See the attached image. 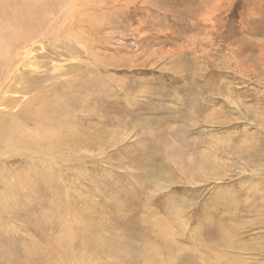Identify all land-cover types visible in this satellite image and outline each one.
I'll list each match as a JSON object with an SVG mask.
<instances>
[{
  "label": "rangeland",
  "instance_id": "rangeland-1",
  "mask_svg": "<svg viewBox=\"0 0 264 264\" xmlns=\"http://www.w3.org/2000/svg\"><path fill=\"white\" fill-rule=\"evenodd\" d=\"M81 7L87 43L22 69L48 79L12 112L61 107L41 110L46 138L0 153V264L79 232L70 264H264V0Z\"/></svg>",
  "mask_w": 264,
  "mask_h": 264
},
{
  "label": "bare ground",
  "instance_id": "bare-ground-1",
  "mask_svg": "<svg viewBox=\"0 0 264 264\" xmlns=\"http://www.w3.org/2000/svg\"><path fill=\"white\" fill-rule=\"evenodd\" d=\"M84 2L85 0H0V7L6 9L0 17V106L5 104V108L10 110H0L1 154L15 156L16 151L21 150V145L46 138L47 136L42 133L52 130L51 123L55 121V118L42 116L41 110L59 108L61 105L49 94L40 98L34 96V99H28L29 102L40 101V110H30L24 107L18 113L12 112L22 96L37 90L48 79V77L38 76L37 81L33 78L25 79L22 69L27 66V63H30L29 68L34 67L33 69L50 63L52 55L73 56L77 51L74 39L84 44L87 43L80 38L89 29L88 21L83 18L85 13L79 11L83 8L81 6ZM46 41L51 45L50 53L48 51V53H42L29 59V56L37 51L36 44L38 42L43 44ZM42 48H45V45H42ZM37 58L44 59L40 63L35 60ZM18 117L24 118L26 122L33 121V125L30 127L28 122L21 125L17 121ZM28 128H30L29 131ZM65 131L62 132L66 136H74L72 130ZM33 149L36 148L33 147ZM78 235L80 241L69 245L68 243L63 245L50 239L51 248L39 257L41 264H70V259L77 257L76 248L84 246L81 233L79 232ZM31 253L34 259L38 258L35 257L34 251ZM37 262H39L38 259ZM32 263L35 264L34 261Z\"/></svg>",
  "mask_w": 264,
  "mask_h": 264
}]
</instances>
